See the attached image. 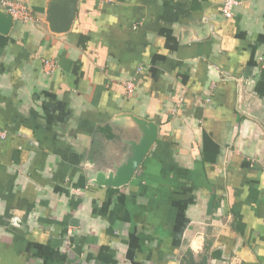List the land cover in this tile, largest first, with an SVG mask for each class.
<instances>
[{
    "label": "crops",
    "instance_id": "crops-1",
    "mask_svg": "<svg viewBox=\"0 0 264 264\" xmlns=\"http://www.w3.org/2000/svg\"><path fill=\"white\" fill-rule=\"evenodd\" d=\"M17 1L37 21L0 34V264H264V0H80L65 35ZM123 114L159 140L129 185L90 184Z\"/></svg>",
    "mask_w": 264,
    "mask_h": 264
},
{
    "label": "water",
    "instance_id": "water-1",
    "mask_svg": "<svg viewBox=\"0 0 264 264\" xmlns=\"http://www.w3.org/2000/svg\"><path fill=\"white\" fill-rule=\"evenodd\" d=\"M79 5L80 0H46L42 21L52 34H68L78 16ZM14 25L11 14L0 7V34L8 36ZM117 119L123 132L117 133L119 140L115 148L106 154L105 161L97 164L98 171L89 179L90 184L114 188L129 185L159 140L157 123L134 114H123Z\"/></svg>",
    "mask_w": 264,
    "mask_h": 264
},
{
    "label": "built area",
    "instance_id": "built-area-1",
    "mask_svg": "<svg viewBox=\"0 0 264 264\" xmlns=\"http://www.w3.org/2000/svg\"><path fill=\"white\" fill-rule=\"evenodd\" d=\"M100 3L110 2L111 0H92ZM241 6V0H223L222 3V16L225 19H232L235 16L237 8ZM0 7L6 9L15 23H31L36 22L37 17L28 5L19 2L17 0H0ZM44 66L50 72L56 69V63L53 60L44 61ZM129 92L132 91L133 83L127 84ZM132 93V92H131ZM8 137V132L6 130L0 129V141L5 140Z\"/></svg>",
    "mask_w": 264,
    "mask_h": 264
},
{
    "label": "trees",
    "instance_id": "trees-1",
    "mask_svg": "<svg viewBox=\"0 0 264 264\" xmlns=\"http://www.w3.org/2000/svg\"><path fill=\"white\" fill-rule=\"evenodd\" d=\"M183 264H209L208 256L205 255L201 260L197 261L193 253L191 251H188Z\"/></svg>",
    "mask_w": 264,
    "mask_h": 264
},
{
    "label": "rangeland",
    "instance_id": "rangeland-1",
    "mask_svg": "<svg viewBox=\"0 0 264 264\" xmlns=\"http://www.w3.org/2000/svg\"><path fill=\"white\" fill-rule=\"evenodd\" d=\"M16 24H20V23H16Z\"/></svg>",
    "mask_w": 264,
    "mask_h": 264
}]
</instances>
